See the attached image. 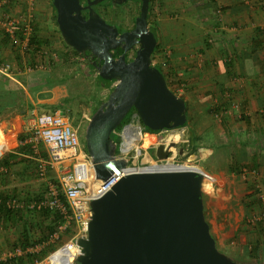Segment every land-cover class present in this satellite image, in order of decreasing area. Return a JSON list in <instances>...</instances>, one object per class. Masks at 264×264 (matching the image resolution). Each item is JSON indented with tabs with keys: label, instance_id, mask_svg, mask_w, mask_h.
<instances>
[{
	"label": "water",
	"instance_id": "water-1",
	"mask_svg": "<svg viewBox=\"0 0 264 264\" xmlns=\"http://www.w3.org/2000/svg\"><path fill=\"white\" fill-rule=\"evenodd\" d=\"M103 0H51L65 45L95 60L102 80L114 81L107 98L88 116L84 147L96 179L104 180L127 164L114 160V130L134 109L151 131L182 127L184 100L170 90L151 65L156 39L147 28L150 0L141 2L135 26L118 33L93 9ZM120 5L128 0H110ZM85 11V13H83ZM138 45L134 57L124 54ZM122 53L114 59L111 50ZM173 147H155L157 159ZM182 153V149L179 150ZM204 177L195 171H145L122 176L114 186L88 203L86 236L77 239L80 254L71 264H264L235 260L220 251L210 233L203 206Z\"/></svg>",
	"mask_w": 264,
	"mask_h": 264
},
{
	"label": "rangeland",
	"instance_id": "rangeland-1",
	"mask_svg": "<svg viewBox=\"0 0 264 264\" xmlns=\"http://www.w3.org/2000/svg\"><path fill=\"white\" fill-rule=\"evenodd\" d=\"M179 4L178 11L170 12V15H167L168 21L162 24L160 17L162 15L166 17V15L161 11L164 9L168 12L173 3L165 5L159 0H151L149 22L155 28L165 30L164 44L173 41L172 31L176 32L187 26L184 19L172 21V18H179V15L190 16V0H180ZM28 7L31 8L32 21L30 26L33 35L39 39H44L45 43L47 42L43 45L42 51H39V54L43 57L32 60L26 50L23 51L11 46L8 38L0 28L5 45L9 50L2 62L13 64L21 72L27 68L32 71L46 72L50 67H55V73L58 75H61L62 72L73 74L70 78L60 82L58 87L60 88V94L68 96H71V92H74L72 88L70 90L68 88L72 82H75L77 90L84 87L83 98H74L71 102L72 109L68 108L73 114L84 115L82 120L77 118L76 115L70 118L72 125L77 122L73 126H78V138L81 142L84 125L93 105L90 97H86L88 92L91 90L92 94L104 99L108 96V89L113 86L114 82L109 87H95L97 71L95 69L90 70L86 64V59L73 54L72 49L64 44L58 28L53 22V10L49 9L45 0H12L9 7L4 8L2 11L16 15L26 13ZM98 10L105 14L108 19L127 25L130 24V16L138 12V7L135 3L129 2L121 7L107 8L100 6ZM186 20L188 21V19ZM183 30H187V27ZM197 33L200 34L201 30L198 29ZM175 37H177V34ZM2 62L0 63L2 64ZM22 81H24V78L21 79ZM189 112H192L191 108H189ZM215 113V111H208L205 115L196 116L187 114L188 120L185 123L187 134L200 136L201 139H198L201 142L200 146L203 147L206 144L205 147L207 149L211 148L212 151L211 155L206 156L205 153L208 150L207 152L200 150V159H198V155H193L194 160L198 159V166L214 178V181H205L203 184V206L207 213L205 218L209 223L210 233L220 251L237 260L253 261L249 259L248 252L245 253V250L253 248L257 239H259L260 246L264 249V235H262L264 234V147L253 143L250 134L237 127L239 125L235 113L231 111L226 116L215 115ZM233 126L236 127L233 128ZM190 128H192L191 134H189ZM12 150L18 151V149ZM18 153L20 154L13 153L14 157L8 160V165L2 166L0 171V193L16 198L23 204L29 203L28 200L38 201L40 198L37 197L44 198L48 194L50 186L56 188L54 182L59 183L58 176L60 172L57 171L56 173L51 165H46L45 174L43 176L38 175V159L48 161L46 149L41 144L37 145L36 154L22 151ZM43 153L46 158L41 156ZM151 155L155 156L153 148ZM18 212L11 221H2L0 224L1 228L2 226L5 227V235L8 234L9 236V242L3 244V249H0V262L8 260L6 255L13 253L16 248L25 250V253L21 256L32 253L38 255V258L33 259L32 262L25 258L23 264L39 262L49 253L46 252L41 256L43 251H48V247H52V250H54L71 238L76 231L74 223L69 221L67 224L63 220V223L59 226L63 227L65 225V227L60 231L57 229L55 232L57 238L51 235L41 244L22 249L17 245V240L23 231V221L27 220L32 224V230L30 229L28 233L30 240L33 241L38 237L41 220L36 218L34 211L21 210ZM213 213L216 214L215 225L212 224L213 220L210 218ZM242 247L245 249L243 250ZM241 250H243L242 253H240ZM261 258L264 261L263 252Z\"/></svg>",
	"mask_w": 264,
	"mask_h": 264
},
{
	"label": "crops",
	"instance_id": "crops-1",
	"mask_svg": "<svg viewBox=\"0 0 264 264\" xmlns=\"http://www.w3.org/2000/svg\"><path fill=\"white\" fill-rule=\"evenodd\" d=\"M159 1L165 5L173 3L169 13L164 9L161 11L166 15L160 17L163 24L168 21L170 12L178 11L180 0ZM45 2L52 10L51 0ZM216 8L220 9V21L215 14ZM190 10L189 17L172 18V21L184 19L187 26L171 32V43L164 44L165 30L156 28L157 44L152 59L157 58L159 62L167 55L168 65L161 69L168 78V88L184 100L189 116L205 115L216 108H230L237 117V127L248 132L253 143L264 147V57L261 51L264 46V0H249L247 5H242L240 0H190ZM186 27L187 30H183ZM5 44L0 31V62L9 53ZM156 67L160 65L156 64ZM31 73L32 70L21 72L15 66L9 76L0 73V95L8 94L6 85L11 88L15 85L17 92L14 100L4 102L0 98V132L5 137L0 141V159L8 153L20 154L12 149L18 147L19 136L31 127L40 109L47 111L57 106L53 112L69 119L80 116L68 109H72L71 103L67 102L69 96L60 94L58 85L37 90L25 81L21 82ZM17 87L23 91L21 95ZM6 103L8 106L5 107ZM83 116L79 118L82 120ZM187 136L190 144L198 145L196 151L208 150L206 156L211 155V148L207 149L206 144L200 146V136ZM80 144L83 148L82 142ZM51 167L56 173L60 172L59 180L69 170V166L60 161H51ZM210 218L215 225L216 214H211ZM2 228L0 226V249L9 242L5 227Z\"/></svg>",
	"mask_w": 264,
	"mask_h": 264
},
{
	"label": "built area",
	"instance_id": "built-area-1",
	"mask_svg": "<svg viewBox=\"0 0 264 264\" xmlns=\"http://www.w3.org/2000/svg\"><path fill=\"white\" fill-rule=\"evenodd\" d=\"M240 2L247 5L249 0H240ZM8 3L9 0H0V28L7 36L11 46L24 51L28 47L29 39L33 36L30 26L32 21L31 8L28 7L26 13L12 15L2 11L4 8L9 7L10 4ZM215 14L218 18L220 17L219 8L215 9ZM218 20L220 21V18ZM156 64H159L161 68H165L168 65L167 55H163L159 62L156 59H151V65L155 67ZM13 68V64L2 63L0 64V73L9 76ZM231 111L230 108H221L215 115L226 116ZM147 132L149 131H146L136 112H133L129 120L119 129H115L114 133L118 146L114 154V160L125 159L127 164L119 172H113L106 179L99 180L95 177L89 156L80 144L78 126L74 127L69 117L58 112L35 115L34 122L24 134L23 139L19 140L18 145L29 146L35 154L37 153V145L41 144L45 147L48 152V161L38 159L37 171L39 176L45 174V167L51 165V161L66 163L69 170L61 176L59 180L60 188L50 186L48 194L44 198L25 204L19 202L16 198H10L6 201V207L18 211L48 208L58 212L65 223L68 224L69 221L74 223L76 231L71 238L34 264H71L76 256L80 254L77 239L86 236L89 201L110 190L126 174L145 172L146 169L152 166L172 167L173 169L166 171H195L203 175L204 182L214 181L213 177L198 166L197 160L187 163L188 155L183 157L184 152L179 153L181 146H187L190 143L186 127L164 128L156 133ZM145 140H149L146 145L144 144ZM160 143H163L165 147L169 143L173 144V147L167 151L166 157L163 159H157L151 155L152 148L154 149ZM188 165H190V168L187 167ZM1 170L2 167H0ZM60 196L64 198V202ZM64 227L65 225L63 227L58 226L57 229L60 231ZM52 236L57 238L56 233ZM24 253L25 250L16 248L13 253L7 254L6 257L7 259H13Z\"/></svg>",
	"mask_w": 264,
	"mask_h": 264
},
{
	"label": "trees",
	"instance_id": "trees-1",
	"mask_svg": "<svg viewBox=\"0 0 264 264\" xmlns=\"http://www.w3.org/2000/svg\"><path fill=\"white\" fill-rule=\"evenodd\" d=\"M81 3L84 0H80ZM12 2V0H9L10 4ZM53 10V22L54 24L57 26L56 21H55V9L52 7ZM33 26V25H32ZM6 36V35H5ZM7 37V36H6ZM47 43V42H46ZM45 40L43 39H39L37 36L33 35L30 39H29V43H28V47L26 49V53L31 57L32 60H34L35 58L39 57L42 58L43 56L41 54H39V51H42L43 49V45L46 44ZM263 47L261 48V51L263 52ZM29 49V50H28ZM73 54L75 55H79L82 57V55L76 53L73 49H72ZM264 57V52L263 55ZM264 59V58H263ZM86 64L88 66V68L90 70H93V66L86 60ZM163 75L165 82L168 86V78H166V75L164 74V72L162 71L161 67H156ZM56 72V68L55 67H50L46 72L43 71H38V70H34L32 71L31 74L27 75V78L24 79L25 84L36 88L37 90H45V89H49L52 85L56 84L58 85L60 82H63L64 79L66 78H70V76H72L73 74L71 73H67V72H62L61 75H58ZM74 81V80H73ZM76 81V80H75ZM113 81H106V80H102L98 74H96V83H95V87H109L110 84ZM5 85L7 84L6 82H4ZM15 88H11L9 87V85H6L5 88L9 90L8 94H2L0 95V98L4 100V102L6 101H11L12 99L14 100L16 97V86L14 85ZM69 90L72 88L74 90V92H71L72 95L69 96V98L67 99L68 103H71L74 98H83L84 93H83V89L84 87L79 88V90H77L75 88V82H72V84H70V86H68ZM113 86H110L108 89V94L109 92L112 90ZM19 89L18 93L21 95L22 94V90L20 87H17V90ZM86 97H90V100L92 101L93 105L91 106L90 109V113L89 115H91L96 109L97 107L107 98V96L104 99H100L98 96H95V94H92V91L90 90L87 94ZM8 103V102H7ZM5 104V107L8 106V104ZM57 108L53 107L52 109H48L47 111L40 109L38 113H53V111ZM219 109H215V112H217ZM135 112L134 109H131L129 111V113L125 116V118L122 120L121 124L116 128L119 129L123 124H125L129 118L130 115ZM187 115V113H186ZM80 117V116H79ZM77 117V118H79ZM188 120V116L186 119V122ZM77 122H75L73 125H76ZM186 124L183 125V127H185ZM146 131L149 132H154L151 131L149 129H147L145 127ZM24 136H19V140L23 139ZM82 144H83V148L84 147V140L82 139ZM18 149V151H22V152H28V153H33L32 149L29 146H20L18 145V147L16 148ZM182 151L184 152L183 157H186L187 155L195 152L198 149V146H196L193 143H189L187 146L183 145L181 146ZM35 154V153H33ZM43 158H46V155L43 153L41 155ZM14 157L12 155V153H8L6 156H4L2 159H0V167L2 166H7L8 165V160L10 158ZM56 185V188H60L59 183L58 182H54ZM12 197L8 196L7 194H2L0 193V224L2 223V221L8 222L11 221L12 218L15 216V214L19 213L18 210H13V209H8L6 207V201L8 199H10ZM38 199H42L43 197H37ZM60 198L62 199V201L64 202V198L62 196H60ZM203 199H204V195H203ZM28 202H31V200H28ZM35 214H36V218L41 220V224H40V228L38 230V237L36 238V240H30V236H29V230H32V224L29 223L27 220L23 221L24 225H23V231L20 234L19 238H18V242L17 245H19L22 249H26L28 246L31 245H35V244H41L42 242L46 241L48 239L49 236L53 235L56 231L58 226L63 223V217L56 211H52L48 208L45 209H40V210H34ZM204 213L205 216H207V213L204 209ZM264 232V230H263ZM264 235V234H262ZM243 250L245 249L244 247H242ZM52 250V247H48V251H43L41 253V256L44 255V253L46 252H50ZM243 250L240 251V253L243 252ZM248 252L247 254L249 255V259L253 260V261H257L260 262L262 261L261 258V253H264V249L260 246V242L259 239L256 240V243L254 244L253 248L245 250ZM37 253H32V254H26L25 256H18L15 257L13 259H8L4 262H0V264H23V261L25 260V258H27L30 262H32L33 259L38 258L37 257ZM237 260V259H235Z\"/></svg>",
	"mask_w": 264,
	"mask_h": 264
},
{
	"label": "flooded vegetation",
	"instance_id": "flooded-vegetation-1",
	"mask_svg": "<svg viewBox=\"0 0 264 264\" xmlns=\"http://www.w3.org/2000/svg\"><path fill=\"white\" fill-rule=\"evenodd\" d=\"M129 2L131 3H135L136 6L138 7V12L131 15L130 18H129V22L130 24H127V25H123L117 21H114V20H111V19H108L107 16L103 13H101L99 10H98V7L102 6V7H107V8H112L113 6H124L126 4H128ZM107 4V5H106ZM82 5H85V2L83 1L82 2ZM140 7H141V2L140 1H136V0H128L126 2H124L123 4H120V5H115V4H112L110 0H103L101 3L93 6V9L100 15V17L108 24L116 27L118 33H122V32H129L131 31L134 26H135V18L139 16V13H140ZM150 11H151V0H150V4H149V10H148V15H147V18H146V21H147V28L148 30H150L152 32V34L154 35L155 39H156V44H157V33H156V28L155 26L151 25L150 22H149V15H150ZM83 13H85V11H83ZM156 47V46H155ZM138 48V45H134L133 46V49L127 51L125 54H124V57H125V61L128 62L130 61L133 57H134V54H135V51L136 49ZM155 50V48H154ZM154 52V51H153ZM122 53L121 49L120 48H117L115 50H111V55L114 59H116L120 54ZM153 54V53H152ZM82 57L84 59H86L89 63L93 60H95V63L96 65H100L102 62L99 61L98 59H95V58H90L88 55L86 56H83ZM151 59H152V55H151ZM95 69V66H93V70ZM114 82V81H113ZM155 150V148H154Z\"/></svg>",
	"mask_w": 264,
	"mask_h": 264
},
{
	"label": "bare ground",
	"instance_id": "bare-ground-1",
	"mask_svg": "<svg viewBox=\"0 0 264 264\" xmlns=\"http://www.w3.org/2000/svg\"><path fill=\"white\" fill-rule=\"evenodd\" d=\"M4 139H5L4 135H2V133L0 132V141H2ZM148 142H149V140H145L144 141V144L146 145ZM199 153H200L199 151H196L193 154H189L188 157H187V161L186 162L187 163L195 162L197 159L194 160L193 155H198V157H199ZM187 167L190 168V165H188ZM168 169H173V168L172 167H157V166H152V167L146 169L145 171H164V170H168Z\"/></svg>",
	"mask_w": 264,
	"mask_h": 264
}]
</instances>
